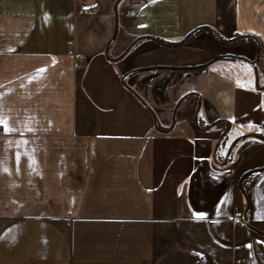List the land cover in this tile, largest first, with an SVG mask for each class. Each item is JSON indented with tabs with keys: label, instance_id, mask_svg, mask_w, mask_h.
Wrapping results in <instances>:
<instances>
[{
	"label": "crops",
	"instance_id": "crops-1",
	"mask_svg": "<svg viewBox=\"0 0 264 264\" xmlns=\"http://www.w3.org/2000/svg\"><path fill=\"white\" fill-rule=\"evenodd\" d=\"M260 123L264 0H0V264H264Z\"/></svg>",
	"mask_w": 264,
	"mask_h": 264
},
{
	"label": "trees",
	"instance_id": "trees-1",
	"mask_svg": "<svg viewBox=\"0 0 264 264\" xmlns=\"http://www.w3.org/2000/svg\"><path fill=\"white\" fill-rule=\"evenodd\" d=\"M201 29H207L210 32V34L212 35V37L219 43L233 44V43L245 40V39H251V40L255 41L256 43L258 42V39L253 35L237 34L233 37H225L212 27L202 26V27H199V28L195 29L194 31L190 32L189 34H187L186 36H184L180 40H178L177 43H183V42L189 40L190 38L193 37V35L198 30H201ZM160 40H163V39H160ZM222 123H227V121L219 119V120L215 121L214 123H212L211 125L222 124ZM207 126H210V125H207ZM227 127H228V124H226V126L222 129V134H225Z\"/></svg>",
	"mask_w": 264,
	"mask_h": 264
},
{
	"label": "built area",
	"instance_id": "built-area-1",
	"mask_svg": "<svg viewBox=\"0 0 264 264\" xmlns=\"http://www.w3.org/2000/svg\"><path fill=\"white\" fill-rule=\"evenodd\" d=\"M87 13H92L91 9H87ZM67 53L72 57L73 67L83 66L85 63V57L79 54L73 45H70L67 49ZM255 132L262 133L264 136V123H260L255 126Z\"/></svg>",
	"mask_w": 264,
	"mask_h": 264
},
{
	"label": "snow or ice",
	"instance_id": "snow-or-ice-1",
	"mask_svg": "<svg viewBox=\"0 0 264 264\" xmlns=\"http://www.w3.org/2000/svg\"><path fill=\"white\" fill-rule=\"evenodd\" d=\"M153 2H155V0H153ZM40 71H43V70H40Z\"/></svg>",
	"mask_w": 264,
	"mask_h": 264
}]
</instances>
